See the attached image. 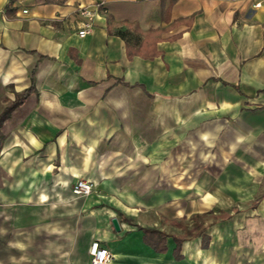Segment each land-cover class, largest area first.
Returning a JSON list of instances; mask_svg holds the SVG:
<instances>
[{"label":"crops","instance_id":"0c3cea01","mask_svg":"<svg viewBox=\"0 0 264 264\" xmlns=\"http://www.w3.org/2000/svg\"><path fill=\"white\" fill-rule=\"evenodd\" d=\"M96 1L0 0V264H264V0Z\"/></svg>","mask_w":264,"mask_h":264},{"label":"built area","instance_id":"2783aa9c","mask_svg":"<svg viewBox=\"0 0 264 264\" xmlns=\"http://www.w3.org/2000/svg\"><path fill=\"white\" fill-rule=\"evenodd\" d=\"M103 3V0H99L91 5H85L79 8V12L83 17L82 25L78 30L80 37H85L94 31L95 17ZM23 11L25 13L28 12L27 9ZM93 189L94 183L86 179H79L72 186V191L77 196H87L93 192ZM89 253L91 256L90 264H110L113 259V254L109 248L103 246L99 240L92 241Z\"/></svg>","mask_w":264,"mask_h":264},{"label":"trees","instance_id":"16d2710c","mask_svg":"<svg viewBox=\"0 0 264 264\" xmlns=\"http://www.w3.org/2000/svg\"><path fill=\"white\" fill-rule=\"evenodd\" d=\"M67 0H45L47 3H65ZM33 90V87L28 88L27 90L23 91L22 94H20L19 98L15 101L14 105L20 104L25 97L28 95L30 91ZM236 211V210H235ZM234 211V212H235ZM231 216L230 212H221L220 214L215 215V220L218 219H226ZM201 217V214H195L193 215L194 219H198ZM174 224L181 225V223L177 221H173ZM199 226L195 225L191 230H187L183 235H173V239L176 242V247L174 249L175 256L177 258H180V251H181V246L182 242L190 235H199L202 234V230H198ZM144 235L143 239L144 242L150 245L152 248H154L156 251L159 252H166L167 251V237L170 235L162 230L155 229V228H142ZM206 237V235L204 236Z\"/></svg>","mask_w":264,"mask_h":264},{"label":"water","instance_id":"95a60500","mask_svg":"<svg viewBox=\"0 0 264 264\" xmlns=\"http://www.w3.org/2000/svg\"><path fill=\"white\" fill-rule=\"evenodd\" d=\"M112 222H113V225L115 226V228L117 230H119L120 229V225H119V222H118L117 218H113Z\"/></svg>","mask_w":264,"mask_h":264},{"label":"rangeland","instance_id":"374dc122","mask_svg":"<svg viewBox=\"0 0 264 264\" xmlns=\"http://www.w3.org/2000/svg\"><path fill=\"white\" fill-rule=\"evenodd\" d=\"M212 218H214V214L213 215H207V216H205L203 219H212Z\"/></svg>","mask_w":264,"mask_h":264}]
</instances>
